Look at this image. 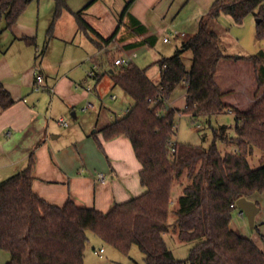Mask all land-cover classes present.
<instances>
[{
    "label": "trees",
    "instance_id": "1",
    "mask_svg": "<svg viewBox=\"0 0 264 264\" xmlns=\"http://www.w3.org/2000/svg\"><path fill=\"white\" fill-rule=\"evenodd\" d=\"M31 1L0 0V22L4 19L10 27ZM55 1L57 17L63 0ZM82 13H76L80 27L94 33L100 48L114 39L115 35L105 39L98 34ZM222 13L231 15L236 23L253 15L257 38L264 40V0H215L201 17L197 32L174 54L156 62L161 70L159 83L148 76L147 68L132 62L116 65L113 60L114 83L132 98L133 105L101 131L106 140L121 135L130 139L142 165L140 179L145 192L117 203L108 212L79 206L73 200L58 206L34 191L32 155L24 169L0 183V249L10 253L6 264H85L90 231L126 254L137 245L146 264H264V252L253 239L231 226L237 201L264 193V92L256 94L245 110L224 102L217 71L220 62L231 56L224 52L215 29ZM129 24L137 33L145 32L136 19L130 18ZM155 43L156 38L149 36L127 48ZM188 50L192 51L190 70L183 60ZM239 58L254 65L257 82L264 88V50ZM182 82L187 84L182 113L211 117L230 109L235 114V136H229L223 125L215 130L211 146L175 142L176 152H172L175 118L181 111L170 107L169 98ZM0 102L3 107L13 103L1 87ZM218 140L234 142L235 150L223 152ZM255 148L262 151L263 161L252 167L249 156ZM174 181L184 188L174 210L173 227L181 241L196 242L184 259L174 256L164 238L171 228L168 217Z\"/></svg>",
    "mask_w": 264,
    "mask_h": 264
},
{
    "label": "crops",
    "instance_id": "2",
    "mask_svg": "<svg viewBox=\"0 0 264 264\" xmlns=\"http://www.w3.org/2000/svg\"><path fill=\"white\" fill-rule=\"evenodd\" d=\"M214 2L63 0L55 17V0H33L10 27L3 19L0 87L13 103L3 107L0 102V183L24 169L33 155V189L49 203L63 206L73 200L79 206L108 212L117 203L144 193L142 165L130 139L121 135L106 140L101 131L133 105L132 98L114 83L113 60L130 58L159 83L161 70L151 76V66L162 56L174 54L197 32L201 17ZM81 10L83 19L98 34L105 39L115 35L114 39L100 48L94 33L80 27L76 13ZM130 18L141 23L145 32L137 33ZM170 34L176 39L172 41ZM149 36L156 38L154 45L127 48ZM108 62L109 70H103ZM95 65L97 74L90 78ZM36 71L44 76L40 87H36ZM185 88L187 91V84ZM108 96L114 101L123 96L129 106L121 111L111 102L107 107L102 98ZM254 100L253 96L250 101ZM61 118L69 125L60 124ZM248 199L259 207L255 218L259 236L252 238L264 252V193ZM231 226L245 234V227L233 219ZM94 248L95 253L101 248L106 251L103 246ZM9 260L10 253L0 249V264Z\"/></svg>",
    "mask_w": 264,
    "mask_h": 264
},
{
    "label": "rangeland",
    "instance_id": "3",
    "mask_svg": "<svg viewBox=\"0 0 264 264\" xmlns=\"http://www.w3.org/2000/svg\"><path fill=\"white\" fill-rule=\"evenodd\" d=\"M220 36L221 44L224 52L230 55V58L223 59L218 67L217 81L224 92V102L230 107L240 109H247L253 102L251 98L255 99V95H261L264 88L259 86L255 67L252 63L245 59H240V56H250L264 50V40L257 38V22L253 15L247 16L242 23H236L233 17L229 14L222 13L217 21L215 27ZM173 41L176 39L173 35H167ZM180 44H178L179 46ZM170 46V45H169ZM173 54V53H172ZM113 56L111 53L109 59ZM183 60L188 70L192 67V51L188 50L183 54ZM104 66L103 70H109ZM152 71H159L157 64L151 66ZM186 83L182 82L171 93L169 103L174 109L180 110L181 113L185 110L187 91L185 88ZM126 94V93H125ZM123 96L116 101L108 96L102 98L104 105L109 107L111 102H114V108L123 111L127 108L128 102L122 100ZM131 98V97H129ZM120 111V112H121ZM235 114L230 109L224 112L213 115L211 117L200 116L193 118L191 115L182 113L177 114L175 118V134L173 140L179 144H193L203 147L212 145L215 139V130L221 126H227L228 135L235 136ZM217 145L223 152L234 151L236 144L232 141L229 143L221 140L217 141ZM262 151L255 148L252 155L249 156V161L252 167L261 165ZM184 180V179H183ZM184 185L179 181H174L171 191V205L168 217V223L171 228L170 231L164 234V238L169 249L173 252L174 256L178 259H184L189 256L190 250L195 245V241L183 242L179 239L177 232L173 227L176 220L175 209L179 207V197L183 193ZM233 220L236 221L239 227H245L246 237L253 239L254 235L259 236V231L256 226H251L245 215H240L239 210H234ZM89 240L85 250V264H146L145 255L137 245H134L129 254L119 251L114 246L103 241L99 236L93 232L88 233ZM103 246L105 253L100 256L95 253V248L100 249Z\"/></svg>",
    "mask_w": 264,
    "mask_h": 264
},
{
    "label": "built area",
    "instance_id": "4",
    "mask_svg": "<svg viewBox=\"0 0 264 264\" xmlns=\"http://www.w3.org/2000/svg\"><path fill=\"white\" fill-rule=\"evenodd\" d=\"M182 35L185 36L184 33ZM165 41H168V38H166ZM130 62H131L130 58H117L115 60V64L116 65H128ZM97 71H98V68L95 65L94 69H92L89 72V77L91 78V77L96 76ZM43 82H44V76L36 71V87L42 86ZM87 87H88L89 90H91L90 86H87ZM59 123L62 124V125H65V126L69 125V123L64 118H61L59 120ZM170 146L172 148V152L175 153L176 152V148H175V141L174 140H172L170 142ZM96 253L99 254L100 256H102V254L104 253V249L101 248L100 250L96 251Z\"/></svg>",
    "mask_w": 264,
    "mask_h": 264
},
{
    "label": "water",
    "instance_id": "5",
    "mask_svg": "<svg viewBox=\"0 0 264 264\" xmlns=\"http://www.w3.org/2000/svg\"><path fill=\"white\" fill-rule=\"evenodd\" d=\"M236 205L240 209V212L247 217L249 224L255 226V218L259 212L258 205L246 197L240 198Z\"/></svg>",
    "mask_w": 264,
    "mask_h": 264
}]
</instances>
